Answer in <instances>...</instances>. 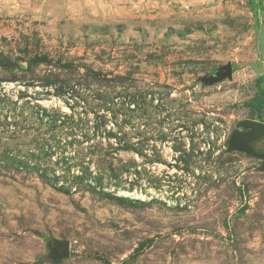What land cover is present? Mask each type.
<instances>
[{
  "label": "rangeland",
  "instance_id": "obj_1",
  "mask_svg": "<svg viewBox=\"0 0 264 264\" xmlns=\"http://www.w3.org/2000/svg\"><path fill=\"white\" fill-rule=\"evenodd\" d=\"M244 119L264 0H0V264H264Z\"/></svg>",
  "mask_w": 264,
  "mask_h": 264
},
{
  "label": "water",
  "instance_id": "obj_2",
  "mask_svg": "<svg viewBox=\"0 0 264 264\" xmlns=\"http://www.w3.org/2000/svg\"><path fill=\"white\" fill-rule=\"evenodd\" d=\"M231 74V64H227L226 66L221 67L216 72V75L218 77ZM239 125L243 127L245 131H236L231 135L229 141V151L237 149L264 161V153L257 152L252 145L254 141H257L264 136V122H259L252 119H244L239 123ZM57 251H59L58 254L60 256H68L69 243H61L57 247Z\"/></svg>",
  "mask_w": 264,
  "mask_h": 264
},
{
  "label": "trees",
  "instance_id": "obj_3",
  "mask_svg": "<svg viewBox=\"0 0 264 264\" xmlns=\"http://www.w3.org/2000/svg\"><path fill=\"white\" fill-rule=\"evenodd\" d=\"M117 198H118V199H120V200H122V199H123V197H118V196H117Z\"/></svg>",
  "mask_w": 264,
  "mask_h": 264
}]
</instances>
